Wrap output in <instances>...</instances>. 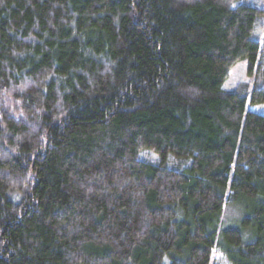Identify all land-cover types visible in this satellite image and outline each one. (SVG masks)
<instances>
[{"label":"trees","instance_id":"16d2710c","mask_svg":"<svg viewBox=\"0 0 264 264\" xmlns=\"http://www.w3.org/2000/svg\"><path fill=\"white\" fill-rule=\"evenodd\" d=\"M262 104L242 0H0V264H264Z\"/></svg>","mask_w":264,"mask_h":264},{"label":"rangeland","instance_id":"374dc122","mask_svg":"<svg viewBox=\"0 0 264 264\" xmlns=\"http://www.w3.org/2000/svg\"><path fill=\"white\" fill-rule=\"evenodd\" d=\"M242 2L249 4L253 7L262 8L264 9V0H242ZM263 24V23H262ZM258 29L260 31L263 30L262 25H258ZM241 81H247L251 82V76L248 75L247 72V58L239 60L236 64L232 66V68L229 71L228 77L224 80L222 84V88L226 90H233L238 82ZM251 108V107H249ZM251 109H254L256 112L264 115V104L260 106L253 107ZM149 156L151 159L155 158V162L160 161V157L154 153H152L150 150H143L139 157L144 158L146 156ZM174 158L176 162L186 163L188 164L189 159L186 161H183L180 158H176L172 155H169L168 158ZM243 205L240 203L237 204H229L225 206V209L223 210L220 221L216 226L215 229V236H214V245H213V251L212 256L210 260V264H222L223 261L221 258V255L223 256L222 250L216 249L217 245L222 242L221 237V230L223 228L231 227V228H237L239 227L240 220L245 215L244 212H242ZM221 253V255H219ZM224 257V256H223ZM228 264V263H226Z\"/></svg>","mask_w":264,"mask_h":264}]
</instances>
